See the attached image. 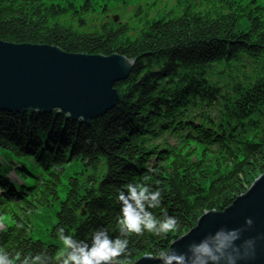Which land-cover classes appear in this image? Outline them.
Returning a JSON list of instances; mask_svg holds the SVG:
<instances>
[{
  "label": "trees",
  "instance_id": "16d2710c",
  "mask_svg": "<svg viewBox=\"0 0 264 264\" xmlns=\"http://www.w3.org/2000/svg\"><path fill=\"white\" fill-rule=\"evenodd\" d=\"M109 1L0 0L3 42L134 61L115 84V107L88 123L0 110V212L13 223L0 230V245L10 251L55 252L57 228L80 239L99 227L118 235L117 189L150 176L162 193L152 211L179 226L133 235L129 246L134 263L159 259L156 252L204 213L230 207L264 173V3L177 0L155 16L139 6L133 27L105 19L130 1ZM71 165L77 171L61 200ZM53 202L55 242L31 238V217Z\"/></svg>",
  "mask_w": 264,
  "mask_h": 264
},
{
  "label": "water",
  "instance_id": "95a60500",
  "mask_svg": "<svg viewBox=\"0 0 264 264\" xmlns=\"http://www.w3.org/2000/svg\"><path fill=\"white\" fill-rule=\"evenodd\" d=\"M114 20L118 23L117 17ZM133 66V60L118 55L69 54L54 46L0 40V110L58 111L88 123L116 105L119 95L115 84L126 80ZM249 216L255 221L249 234L264 233V173L230 207L204 213L196 226L173 241L168 250L183 251L191 240L222 225L239 227ZM134 264H159V259L146 255ZM253 264H264V241Z\"/></svg>",
  "mask_w": 264,
  "mask_h": 264
},
{
  "label": "clouds",
  "instance_id": "9594fccd",
  "mask_svg": "<svg viewBox=\"0 0 264 264\" xmlns=\"http://www.w3.org/2000/svg\"><path fill=\"white\" fill-rule=\"evenodd\" d=\"M150 180V176H143L117 189L118 235H113L108 227H99L88 238L80 239L64 228H57L55 252L44 248L23 253L0 245V264H134L129 246L131 236L145 232L167 235L179 226L176 217H158L152 211L160 207L162 193ZM254 225L252 217H245L243 225L217 227L188 242L183 251L160 250L156 252L159 264H253L264 241V233L249 234Z\"/></svg>",
  "mask_w": 264,
  "mask_h": 264
},
{
  "label": "rangeland",
  "instance_id": "374dc122",
  "mask_svg": "<svg viewBox=\"0 0 264 264\" xmlns=\"http://www.w3.org/2000/svg\"><path fill=\"white\" fill-rule=\"evenodd\" d=\"M102 1H109V0H97V2H99V3H101ZM129 1L131 3V5H129V6L123 5V4H117L113 8L110 6L111 9L108 12H106V18L105 19L113 20L115 22L114 19H115V17H117L118 23L121 21L131 22L130 25H133V27H134L136 25V23H138V22L135 19H133L132 17H133L135 10H137V8L139 6L142 7V10L144 13L148 14L149 16H155L158 14V12H161L164 8L169 9L172 6H174L176 4L177 0H129ZM243 1H250V0H243ZM257 1L260 4L264 3V0H257ZM109 2L111 3V1H109ZM98 17L99 16H96L95 18H98ZM132 69H131V72H132ZM131 72H130V74H131ZM118 100H119V98H118ZM27 112H32V111H27ZM27 112H22V113H27ZM54 112H58V111H54ZM22 113H20V114H22ZM33 113H35V112H33ZM12 114H19V113H12ZM59 114H61V113H59ZM213 114H216V113L213 112ZM63 116H65L71 120H74L67 115H63ZM74 121H81V120H74ZM81 122H83V121H81ZM71 166L73 167V170H71V169L67 170V172L64 174L65 177L62 178V182H61L62 185L59 188V198L61 200H63L65 198V195H66L68 176H70L72 173L77 171V167H75L73 165H71ZM9 180H11V181L17 180L18 181V177L15 173H11L9 175ZM58 208H59L58 202H55V203L53 202L49 207L38 208V211L36 212V214L31 217V233H30L31 238H33L35 240H42L46 243L55 242V240L51 237L50 233L52 231V227L56 223V211ZM7 224L12 225L13 223L10 220V218L2 216V213L0 212V230L4 229Z\"/></svg>",
  "mask_w": 264,
  "mask_h": 264
},
{
  "label": "bare ground",
  "instance_id": "6f19581e",
  "mask_svg": "<svg viewBox=\"0 0 264 264\" xmlns=\"http://www.w3.org/2000/svg\"><path fill=\"white\" fill-rule=\"evenodd\" d=\"M5 112V111H4Z\"/></svg>",
  "mask_w": 264,
  "mask_h": 264
}]
</instances>
